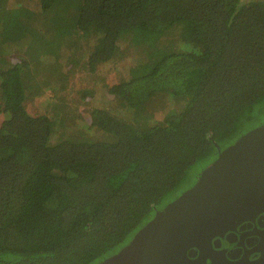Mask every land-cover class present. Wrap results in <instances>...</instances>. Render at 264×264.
Segmentation results:
<instances>
[{"label": "trees", "instance_id": "16d2710c", "mask_svg": "<svg viewBox=\"0 0 264 264\" xmlns=\"http://www.w3.org/2000/svg\"><path fill=\"white\" fill-rule=\"evenodd\" d=\"M125 54L102 106L58 92ZM0 57V264L100 263L264 124V0H0Z\"/></svg>", "mask_w": 264, "mask_h": 264}, {"label": "water", "instance_id": "95a60500", "mask_svg": "<svg viewBox=\"0 0 264 264\" xmlns=\"http://www.w3.org/2000/svg\"><path fill=\"white\" fill-rule=\"evenodd\" d=\"M217 152L193 186L156 211L124 247L98 264H196L189 248L207 247L212 234L257 211L264 213V124L223 150L217 147ZM203 260L214 264L210 256ZM247 261L224 264H264V254L252 251Z\"/></svg>", "mask_w": 264, "mask_h": 264}, {"label": "rangeland", "instance_id": "374dc122", "mask_svg": "<svg viewBox=\"0 0 264 264\" xmlns=\"http://www.w3.org/2000/svg\"><path fill=\"white\" fill-rule=\"evenodd\" d=\"M3 57L9 61L14 60L11 56ZM131 58L130 54H125L123 59L99 66L94 73L86 71L84 65L79 63L74 74L68 77L58 92L81 109L92 108L93 104L102 106L108 98L106 88L120 78L128 77L130 71L136 68L137 63ZM51 106L55 107L56 101L52 99V92L49 88L27 101V109L34 114L50 111ZM83 114L85 122L88 121V112H83Z\"/></svg>", "mask_w": 264, "mask_h": 264}, {"label": "flooded vegetation", "instance_id": "af4514ba", "mask_svg": "<svg viewBox=\"0 0 264 264\" xmlns=\"http://www.w3.org/2000/svg\"><path fill=\"white\" fill-rule=\"evenodd\" d=\"M209 246L202 245L201 249L189 248L190 257L197 260L196 264L208 263L203 260L206 256L213 259L214 264L247 263V257L252 251L264 254V213L257 211L251 218L234 222L233 227L222 233L209 237ZM256 255V252L252 253ZM236 258L231 260L230 258Z\"/></svg>", "mask_w": 264, "mask_h": 264}]
</instances>
